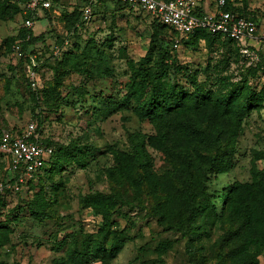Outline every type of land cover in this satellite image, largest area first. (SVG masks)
Wrapping results in <instances>:
<instances>
[{"label": "rangeland", "instance_id": "374dc122", "mask_svg": "<svg viewBox=\"0 0 264 264\" xmlns=\"http://www.w3.org/2000/svg\"><path fill=\"white\" fill-rule=\"evenodd\" d=\"M230 1L241 16L264 19V0ZM208 3L212 12L216 0ZM59 4L51 24L42 20L32 29L36 36L47 34L45 47L36 48L29 66L37 67L36 76L51 97L38 104L25 83L26 64L10 54L8 40L19 34L22 21L10 14L0 21V135H25L34 124L40 140L73 145L77 157L61 160L41 187L17 191L0 153V264H55L70 250L81 251L86 240L104 247L89 264H236L233 252L243 219L225 210L222 192L235 184L252 185L264 170V99L231 125L213 124L204 116L192 119L190 124L221 132L218 144L208 148L185 141L173 129L171 122L186 124L183 117L160 123L140 117L133 93L141 80H134L133 71L149 52L151 67L168 53L165 66L172 85L193 91L196 81L214 98L247 86L264 93V40L239 47L205 40L192 45L178 38L180 45L172 50L175 40L169 35L152 42L147 13L99 0ZM90 5L91 23L81 37L67 39L66 13ZM83 84L87 94L79 97L74 88ZM185 166L189 183L182 178ZM97 193L117 194L125 203L112 211L106 242L99 235L104 216L86 203ZM208 203L216 215L201 212ZM191 216L195 230L187 224ZM116 234L126 242L111 260L106 254ZM258 264H264V250Z\"/></svg>", "mask_w": 264, "mask_h": 264}, {"label": "trees", "instance_id": "16d2710c", "mask_svg": "<svg viewBox=\"0 0 264 264\" xmlns=\"http://www.w3.org/2000/svg\"><path fill=\"white\" fill-rule=\"evenodd\" d=\"M46 1L52 3V8L50 10L43 11L42 13L29 12L26 14L25 5L28 0H0V21L6 20L8 14H10L12 19L14 16L18 15L22 21V29H20L19 34L15 38L13 37V39L8 40V42L11 43L10 54L15 55L14 45L20 41L22 51L30 57L36 56L37 47H45L47 34L43 33L39 36L34 35L32 29L29 30L25 27L24 22L26 20H31L34 23H37L42 20H48L49 24H51L53 22V13L60 4L59 0ZM99 1L104 3L108 1L119 10L131 11L133 13V11L127 6L122 5L115 0ZM86 7L92 8L90 5L66 13L69 25V30L66 33L67 39H76L78 36L81 37L82 32L86 28V24L83 22V9ZM223 10L237 15L240 18H245L237 13V9L233 6L230 0H226V6ZM200 15H203V10L200 12ZM148 16L152 19V42L155 44L158 41L159 43L163 42L164 38L169 35L175 40L172 50L178 49L175 47L176 45L178 47L180 45L177 41L178 38L185 40L186 44L192 42V45H195L198 41L205 40L210 45H213V43L216 42H222L224 46L246 47L244 44H238L228 39H222L219 36L211 35L205 31H198L188 38H183L172 28L159 23V21L151 15ZM245 19L259 22L249 18ZM168 56L170 55L166 53L165 57L159 58L155 67H151L153 61L152 53H148L143 59L140 67L133 71L134 80H141V83H139V89L136 93H133V96H137V101L139 102L138 111L140 117L143 119L160 123L170 122L169 120H173L175 116L183 117L186 124L183 123L181 125V122H177V124L173 122L171 123L174 130L177 128L180 130L185 141L191 140V142H195L201 146L213 148L218 144L221 132L216 133L218 130L216 127V131L213 130L214 128L211 130H208L207 128L205 129L204 125H200V123L197 122L190 124L192 119L197 116H204L208 117L213 124L220 122L221 125H226V123L231 125L234 119L237 117L239 118L249 109V107H255L257 105L256 102L264 99V93L258 94L252 91L249 86H247L246 90L243 92L231 91L222 97L214 98L211 93L205 92L203 88L198 86L196 81H194L195 89H193V91H188L184 87H180V85H172L168 69L165 66V61ZM32 60L33 58L19 59L21 63L24 62L26 64L24 65V69L26 68L27 73L29 66L33 63ZM34 71H37V67L34 68ZM25 83H27L28 90L34 93V101L37 104L40 100H43L44 102V100H49L51 98L49 97V90L45 91V85L41 83L38 78L37 88L35 90H33L31 86L28 74L26 75ZM74 90L79 97H84L87 94L84 84L80 87L74 88ZM37 131H40L39 126ZM41 141L46 146L53 148L54 154L46 164L42 173L37 175L34 180L29 181L27 184L29 189H32L35 186L41 187L43 184L48 183L56 170L61 167V160L77 159L73 145L64 147L48 139H42ZM196 157L198 160H203L204 158V156L200 155L198 152H196ZM192 161L193 160H189L190 163ZM182 173L184 182H191V176L188 175L189 167H186ZM15 182L16 180H12V184ZM222 193L224 195L225 210L228 209L238 215L240 219H243L240 244L233 252L234 261L236 264H258V257L261 250H264V170L258 173L257 180L252 185L235 184L224 190ZM86 203L96 213L104 216L103 226L100 229L99 235L102 237L103 242H106L111 236L109 229L114 214L112 211L117 206L125 205L122 197L117 194L97 193L94 196L88 197ZM200 210L202 213H207L208 217L217 214L216 208L211 203L200 207ZM187 224L190 227V230L197 229V221L195 217L191 216ZM125 242V238H122L121 235H113L111 248L110 251L107 252L106 258L111 260L117 258ZM103 249L102 242L86 240L82 244L81 251L70 250L65 260L56 262L55 264H89L91 257L102 255L104 252ZM162 251L164 252L165 250L162 249Z\"/></svg>", "mask_w": 264, "mask_h": 264}, {"label": "built area", "instance_id": "2783aa9c", "mask_svg": "<svg viewBox=\"0 0 264 264\" xmlns=\"http://www.w3.org/2000/svg\"><path fill=\"white\" fill-rule=\"evenodd\" d=\"M133 12H144L156 18L159 23L175 30L183 38L198 31H205L222 39H228L246 47L256 41L264 40V19L254 22L240 18L223 9L226 0H216L215 8L209 12L208 0H115ZM52 3L46 0H28L25 13H42L50 10ZM203 10V15L200 12ZM93 20L91 7L83 9V22L87 25ZM27 29L35 23L26 20ZM178 48V46H175ZM14 53L19 59L33 58L24 54L19 43L14 45ZM33 61V60H32ZM28 77L33 89L37 88L34 69L28 68ZM0 153L6 158L9 171L16 180L13 186L17 191L27 187L29 181L41 174L54 154V149L46 146L36 135V126L31 124L27 134L18 136L10 131L2 133ZM13 189V188H12ZM3 189H1L2 191Z\"/></svg>", "mask_w": 264, "mask_h": 264}, {"label": "crops", "instance_id": "0c3cea01", "mask_svg": "<svg viewBox=\"0 0 264 264\" xmlns=\"http://www.w3.org/2000/svg\"><path fill=\"white\" fill-rule=\"evenodd\" d=\"M208 4H209V3H208ZM206 8H209V9H210V8H211V4H209V7H206Z\"/></svg>", "mask_w": 264, "mask_h": 264}]
</instances>
